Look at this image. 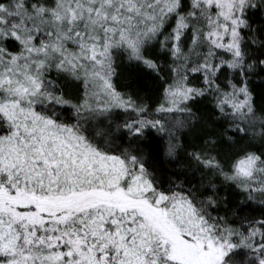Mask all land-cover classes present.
<instances>
[{"label": "snow or ice", "instance_id": "obj_1", "mask_svg": "<svg viewBox=\"0 0 264 264\" xmlns=\"http://www.w3.org/2000/svg\"><path fill=\"white\" fill-rule=\"evenodd\" d=\"M0 264H264V0H0Z\"/></svg>", "mask_w": 264, "mask_h": 264}]
</instances>
